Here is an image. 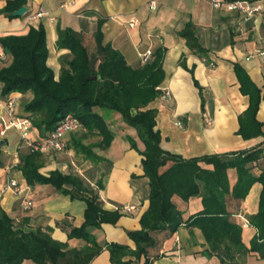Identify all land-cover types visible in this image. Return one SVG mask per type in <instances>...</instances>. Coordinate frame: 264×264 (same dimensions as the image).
Returning a JSON list of instances; mask_svg holds the SVG:
<instances>
[{"label": "crops", "instance_id": "1", "mask_svg": "<svg viewBox=\"0 0 264 264\" xmlns=\"http://www.w3.org/2000/svg\"><path fill=\"white\" fill-rule=\"evenodd\" d=\"M63 1L67 0H27L28 9L20 16L10 17L0 12V36L42 24L48 49L46 63L52 67L57 78L59 56L68 52L56 46L57 26L71 27L81 33L87 42L93 40L97 20L101 19L103 43H111L118 48L129 64H139V54L146 49L152 50L151 59L157 48L163 49L164 79L159 87L161 90L168 89L170 96L164 99L158 96L148 107L157 110L155 129L161 134L160 145L165 151L189 158L264 145V124L261 125L262 135L244 138L237 132L238 114L247 107L248 96L241 92L234 68V64L238 63L260 89L256 118L264 123V13L257 12L250 18H243L224 5L212 6L209 0H154V6L149 4L150 0H73L61 7ZM5 2L0 0V8ZM40 9L47 11L48 15L31 18ZM132 17L137 22L131 26L128 22ZM188 22L193 24L199 42L207 50L202 55L192 51L179 34ZM3 56L0 55V67L10 60L7 54ZM181 58L183 64L180 63ZM11 93L18 96L17 107L20 109L19 103L32 97L31 91ZM10 94L2 96L0 93V101ZM4 117V111L0 110V126ZM108 122L115 132L114 138L108 148H95L96 153L106 160L98 164H86L84 161L90 167V183L95 184L97 180L102 183L98 188L102 207L118 209L121 215L115 223L102 222L100 227L91 231L100 243L115 242L134 248L135 243L129 238L127 230L140 227V216L148 207L149 200L147 178L141 165L143 155L128 144L125 136H133L139 149L143 145L135 130L126 126L117 114L111 115ZM76 131L79 130L66 135L67 151L82 161V155L71 146ZM30 134L37 136L33 129ZM0 139L5 140L1 146L5 165L0 166V209L26 228H49L53 238L67 241L69 247L82 245V240L68 238L61 224L57 223L67 221L79 226L84 220L85 201L58 192L50 184L26 183L16 163L18 153L28 146L21 142L19 132L13 127L0 134ZM55 154L45 155V163L40 168L42 173L54 168L65 172L73 170L72 158L65 159L62 152ZM203 166L211 167L207 164ZM261 167H264V158L254 166V173L257 174ZM227 173L232 186L236 180L235 170L229 168ZM10 178L27 187L25 195L32 200L29 208L22 207L21 196L13 194L11 188H5ZM261 188L262 184L255 181L243 199L226 195L230 218L241 223V237L246 245L257 233L256 228L249 224L248 216L257 211ZM173 198L182 210L184 220L203 208L199 196H191L187 201L178 196ZM126 204H134V207L126 210L123 208ZM155 236L157 245L149 248L153 256L152 264H227L221 263L216 255L201 253L205 244L198 227L191 228L183 223L173 232L164 230ZM127 258L129 261L126 264L144 262V256ZM27 263L33 264L30 261ZM89 264H112L109 250L102 247ZM243 264H264V256L250 252L245 255Z\"/></svg>", "mask_w": 264, "mask_h": 264}, {"label": "trees", "instance_id": "2", "mask_svg": "<svg viewBox=\"0 0 264 264\" xmlns=\"http://www.w3.org/2000/svg\"><path fill=\"white\" fill-rule=\"evenodd\" d=\"M26 3L27 0H6L0 12L12 17L13 11ZM101 24L102 20L98 19L93 32V50L88 48L81 33L71 27L57 26L56 46L68 50L59 56L57 78L46 63L48 49L42 24L0 36V45L10 58L0 67V93L5 96L11 92H32L31 98L19 103L21 112H18L31 117L36 138L45 136L66 113H72L81 126L73 135L71 146L82 155L86 164L106 160L95 148H108L114 138L115 132L108 122L111 115L117 114L126 126L135 130L142 149L138 148L133 136L125 137L128 144L143 155L141 165L147 178L149 200L140 216V227L127 230L135 247L115 242L103 244L92 234L91 230L100 227L102 222L115 223L121 211L102 207L98 194L102 183L100 180L90 183V167L84 164L81 172L54 168L42 173L40 168L45 163V155L52 152L43 153L28 147L18 153L16 163L26 183L50 184L58 192L85 201L84 220L79 226L67 221L57 223L68 238L80 239L83 244L69 247L67 241L53 238L49 228H26L0 209V264H28L27 261L33 264H89L102 247L109 250L112 264H126L129 261L126 256H144L143 264H152L149 248L157 245L156 233L173 232L183 223L200 228L205 244L201 253L216 255L221 263L243 264L245 255L250 252L264 256V167L257 174L253 171L264 158V145L189 158L165 151L160 145L161 134L155 129L157 110L148 107L161 94L163 49L157 48L154 57L145 63L129 64L118 48L103 43ZM179 34L192 51L201 55L207 51L199 42L192 23H186ZM180 63L183 64L182 58ZM234 68L240 90L248 96L247 107L238 114L237 132L244 138L262 135L264 123L256 118L260 89L238 63ZM1 148L0 166H4ZM229 168L236 173L232 186L228 182ZM255 181L260 182L262 188L257 211L248 216V221L257 233L246 245L241 237V223L230 218L226 195L243 199ZM175 196L184 201L199 196L203 208L184 220Z\"/></svg>", "mask_w": 264, "mask_h": 264}, {"label": "built area", "instance_id": "3", "mask_svg": "<svg viewBox=\"0 0 264 264\" xmlns=\"http://www.w3.org/2000/svg\"><path fill=\"white\" fill-rule=\"evenodd\" d=\"M73 0L63 1L60 6L65 7ZM214 7L225 6L228 10L236 11L240 13L243 18H250L257 12L264 13V0H209ZM155 1L150 0L149 4L154 6ZM48 15V12L40 9L31 18ZM137 22L136 18H130L128 24L134 25ZM4 57V53L0 54ZM152 55L151 49H146L139 54L140 63H145L150 59ZM170 92L168 89L163 88L161 90L160 98H169ZM18 96L16 94H10L6 99L0 101V110H3L5 117L3 118L0 126V134H4L5 130L9 127L15 128L20 135L21 142L33 150H38L43 153L49 152H63L67 150L66 135L70 131H75L80 128L81 123L72 113H66L61 119H59L54 127L43 137L36 138L30 133L32 131L31 117L21 115L17 110ZM75 165L74 162H71ZM5 188H11L13 194L21 196V205L24 209L29 208L32 204V200L27 198L25 191L27 187L20 184L15 178H10ZM134 207V204H126L124 209L129 210Z\"/></svg>", "mask_w": 264, "mask_h": 264}, {"label": "rangeland", "instance_id": "4", "mask_svg": "<svg viewBox=\"0 0 264 264\" xmlns=\"http://www.w3.org/2000/svg\"><path fill=\"white\" fill-rule=\"evenodd\" d=\"M86 45L88 46V48L90 50H93L94 49V43H93V40H88L86 42ZM17 110L20 111V108L17 107ZM36 132V131H35ZM32 133V131H31ZM77 133V132H76ZM67 150L69 151V145H68V141H67ZM63 151L62 153L65 155V159H70L72 158V160L74 161L75 165L72 166V169L74 171H77V172H81V166H84L85 164V161H81L80 158L76 157L75 154L71 153V155L68 154V151ZM49 155H56L54 152L52 153H49Z\"/></svg>", "mask_w": 264, "mask_h": 264}, {"label": "water", "instance_id": "5", "mask_svg": "<svg viewBox=\"0 0 264 264\" xmlns=\"http://www.w3.org/2000/svg\"><path fill=\"white\" fill-rule=\"evenodd\" d=\"M28 7L27 5H22V7L20 6L18 9L13 11V15L14 16H20L23 15L26 11H27ZM5 144V140L4 139H0V147L2 145Z\"/></svg>", "mask_w": 264, "mask_h": 264}]
</instances>
